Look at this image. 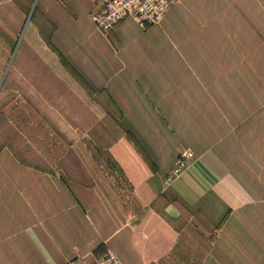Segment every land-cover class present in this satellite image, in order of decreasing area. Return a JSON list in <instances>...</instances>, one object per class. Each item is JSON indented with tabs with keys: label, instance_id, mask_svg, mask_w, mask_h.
Returning <instances> with one entry per match:
<instances>
[{
	"label": "crops",
	"instance_id": "1",
	"mask_svg": "<svg viewBox=\"0 0 264 264\" xmlns=\"http://www.w3.org/2000/svg\"><path fill=\"white\" fill-rule=\"evenodd\" d=\"M102 2L0 0L21 85L57 89L108 158L136 154L129 194L121 180L108 196L88 170L87 184L54 176L0 146V264H92L107 251L186 263L190 234L208 242L198 264H264V0H179L158 24L127 17L106 33L91 19ZM184 146L196 163L174 174Z\"/></svg>",
	"mask_w": 264,
	"mask_h": 264
},
{
	"label": "rangeland",
	"instance_id": "2",
	"mask_svg": "<svg viewBox=\"0 0 264 264\" xmlns=\"http://www.w3.org/2000/svg\"><path fill=\"white\" fill-rule=\"evenodd\" d=\"M6 30L5 25L0 24V146L8 145L18 157L22 156L35 165L43 167L45 172L54 176L61 175L87 184L92 183L85 172L88 170L108 196H114L113 190L121 180L125 182V177L134 182L136 169L133 170L132 167L136 154L115 153V155L109 154L108 158L107 151L102 150V143L105 141L97 138L94 131L90 132L86 127V124L90 122L68 120V115L65 113L68 105L63 104V99L60 100L54 95L57 89H34L30 86L32 82L28 81V78L24 81V85H21L23 80L20 73V60L16 58L15 53L11 57V51H14L17 46V40L8 41L9 34L5 32ZM6 75H9L7 81ZM29 91L38 94L37 99L31 97L37 100L34 102L40 103L38 106L30 97L27 99ZM10 113H13L15 120L8 122L5 115ZM42 116L46 118L52 116L53 119L48 120ZM102 123L104 122H97L94 126L100 128L103 126ZM5 130L11 134L10 138L4 137ZM120 144L124 147L132 148L133 146L128 137L122 139ZM32 146L38 150V156L25 152ZM185 147L190 148L189 146L182 148ZM190 149L196 163L194 151ZM122 184L123 193L129 194V185L126 182ZM185 242L189 247V255L192 256L191 261L187 260L183 263L173 258L168 259L166 264H198L208 242L201 241L198 244L196 235L193 234H190Z\"/></svg>",
	"mask_w": 264,
	"mask_h": 264
},
{
	"label": "built area",
	"instance_id": "3",
	"mask_svg": "<svg viewBox=\"0 0 264 264\" xmlns=\"http://www.w3.org/2000/svg\"><path fill=\"white\" fill-rule=\"evenodd\" d=\"M179 0H103L101 8L91 14L96 28L106 33L118 25L124 18L131 17L141 27L158 24L167 9ZM190 148H182L175 162L173 173L191 167L195 162ZM170 180V177L167 181ZM92 264H122L117 256L107 251L95 259Z\"/></svg>",
	"mask_w": 264,
	"mask_h": 264
}]
</instances>
